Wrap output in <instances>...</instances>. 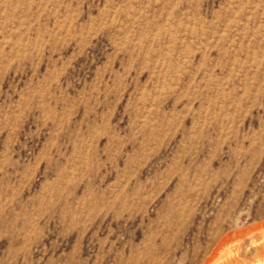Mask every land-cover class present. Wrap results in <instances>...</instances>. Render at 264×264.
I'll return each mask as SVG.
<instances>
[{
	"label": "rangeland",
	"instance_id": "rangeland-1",
	"mask_svg": "<svg viewBox=\"0 0 264 264\" xmlns=\"http://www.w3.org/2000/svg\"><path fill=\"white\" fill-rule=\"evenodd\" d=\"M0 264H264V0H0Z\"/></svg>",
	"mask_w": 264,
	"mask_h": 264
}]
</instances>
